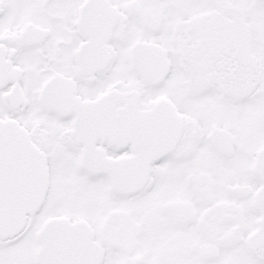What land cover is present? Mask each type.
Here are the masks:
<instances>
[{"label":"snow or ice","instance_id":"1","mask_svg":"<svg viewBox=\"0 0 264 264\" xmlns=\"http://www.w3.org/2000/svg\"><path fill=\"white\" fill-rule=\"evenodd\" d=\"M0 264H264V0H0Z\"/></svg>","mask_w":264,"mask_h":264}]
</instances>
